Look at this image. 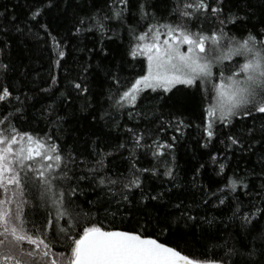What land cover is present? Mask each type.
<instances>
[{
	"label": "trees",
	"instance_id": "16d2710c",
	"mask_svg": "<svg viewBox=\"0 0 264 264\" xmlns=\"http://www.w3.org/2000/svg\"><path fill=\"white\" fill-rule=\"evenodd\" d=\"M138 2L131 0L130 10L124 16L126 23L117 19L103 21L108 31L102 33L87 18L98 9L111 15L107 0H51V5L43 0L42 14L35 20L29 13L34 6L41 5V0H0V12L4 13L0 16V49H3L0 61L9 66L0 74V85L8 86L12 92L7 100L0 101V117L8 115L22 131L54 134L65 150L83 153L89 161L98 159L91 155V146L95 143L105 153H111L104 157L101 174L113 177L128 174L133 161L139 169H149L140 174L143 191L149 197L161 194L158 200H141L140 190L133 189L129 196L131 203L120 206L110 200L106 190L82 181L85 194L77 202L84 212L94 213L91 222L125 230L143 227L162 241L199 255L206 251L209 236L219 237L239 229L240 220L233 218L238 203L243 211H249L253 205L264 209V132L261 131L264 116L234 118L231 127L218 124L216 136L209 140L198 126L203 123V105L202 94L196 87L177 85L163 97L146 90L141 93L134 111L131 107H113L109 95L114 89L109 77L115 75L127 83L141 74L144 66L140 63L143 57L138 55L133 59L128 55L132 40L129 26L143 31L148 22L140 19ZM144 3L157 19L175 21L169 15L173 0H144ZM250 3L258 4L259 0H250ZM236 4L237 0H225V14L234 10ZM252 11L256 13L254 18L238 20L235 25L230 23L229 29L237 35L253 29L254 25L258 29L257 21L264 17L258 8ZM81 18H85V24L76 31ZM42 24L48 25L47 31ZM199 24L205 29L211 27L204 21ZM60 49L64 50V57L56 55ZM54 61L59 62L58 66ZM53 75L55 82L51 79ZM73 82L86 85L87 91L76 89ZM16 107L22 111L16 113ZM49 108L52 111L46 112ZM129 111H133L131 118ZM161 114L165 117L164 132L158 131ZM173 115L184 120L180 132L175 131L176 121L168 126ZM125 125L151 133L142 143L151 144L159 135L161 142L166 140L173 147H165L163 154L155 157L151 150H133ZM248 128L254 129L252 134L247 132ZM230 134L243 143L228 147ZM172 136L176 137L175 141ZM122 143L123 148L119 147ZM130 151H134V156ZM153 167L157 170L155 173L151 172ZM168 170L171 176L164 175ZM79 174L80 170L76 169V175ZM233 180H242L247 187L242 184L233 187L230 183ZM88 201L96 203L90 205ZM179 202L182 210L196 219L185 223L182 218L172 223L168 233L161 234L158 225L179 216L173 207ZM41 214L39 210L36 219ZM89 219L82 216L81 225ZM260 222L264 224V217ZM56 250L63 251L58 246Z\"/></svg>",
	"mask_w": 264,
	"mask_h": 264
},
{
	"label": "snow or ice",
	"instance_id": "6c2138e0",
	"mask_svg": "<svg viewBox=\"0 0 264 264\" xmlns=\"http://www.w3.org/2000/svg\"><path fill=\"white\" fill-rule=\"evenodd\" d=\"M47 3L51 5V0ZM130 6L131 0H107L106 7L111 15L98 9L87 20L106 33L108 29L103 21L117 19L126 23L124 16ZM137 8L140 19L148 22L143 31L129 26L132 40L128 55L133 59L138 55L143 57L140 63L144 66L141 74L127 83H122L118 76L109 77L114 89L109 95L113 107H131L134 111L145 90L163 97L177 85L196 87L202 94L203 105V123L198 126L209 140L216 136L218 124L231 127L234 118L264 116V18L257 21L258 29L254 25L253 29H246L239 35L228 27L238 20L254 18L253 8H258L264 17V0L255 5L250 0H237L235 9L227 14L225 0H173L169 15L175 17L174 22L157 19L154 12L147 10L144 0H139ZM42 11L43 0L29 15L35 20ZM3 15L0 12V16ZM200 21L211 27L205 29ZM84 24L85 18H81L75 30L80 31ZM40 26L47 31V24ZM48 34L51 36L50 32ZM2 51L0 49V53ZM56 55L64 57L65 52L60 49ZM58 63L54 61V65L58 66ZM8 67L0 61V74ZM214 68L217 69L215 72ZM51 79L55 82V75ZM73 84L81 92L87 91L86 85ZM10 96L9 87L0 85V101ZM16 99L20 101L19 96ZM14 111L20 113L22 109L16 107ZM133 111L128 112L130 118ZM172 121L177 122L175 131H182L180 126L184 125V120L173 115L168 121L169 127ZM164 122V115H159V132L165 131ZM125 128L130 133L133 150H151L155 157L163 154L165 147H173L166 140L161 142L159 135L151 144L142 143L151 133L128 125ZM253 131V128L247 129L249 134ZM261 131L264 132V125ZM57 140L58 137L48 132L41 135L20 130L8 115L0 117V264H264V224L260 222L264 209L254 205L249 211H243L238 203L233 218L240 220L239 229L219 237L209 236L206 251L199 255L170 245L143 227L125 230L106 228L99 221L91 222L94 213L84 212L77 202L79 196L85 194L82 181H89L101 191L106 190L110 200L120 206L124 202L131 203L129 196L133 189L140 190L141 200H158L161 194L149 197L144 193L140 174L149 169H139L134 161L128 174L115 177L101 174L105 167L104 157L110 152L105 153L93 143L91 155L98 159L89 161L83 153L65 150ZM172 140L176 137L172 136ZM227 140L231 142L228 147L243 143L231 134ZM119 147L125 145L122 143ZM134 154L130 151V155ZM76 169L80 170L79 175H76ZM156 171L155 167L151 169L153 173ZM164 175L171 176L172 173L168 170ZM72 180L77 182L70 183ZM230 183L233 187L236 184L247 187L242 180ZM173 207L179 216L158 225L161 234L168 233L172 223L182 218L185 223L196 219L182 210V202ZM39 210L42 214L36 219ZM82 216L90 218L84 225L80 223ZM200 219L203 221L204 217ZM57 246L63 251H57Z\"/></svg>",
	"mask_w": 264,
	"mask_h": 264
},
{
	"label": "rangeland",
	"instance_id": "374dc122",
	"mask_svg": "<svg viewBox=\"0 0 264 264\" xmlns=\"http://www.w3.org/2000/svg\"><path fill=\"white\" fill-rule=\"evenodd\" d=\"M161 31H163V30H161ZM146 91V90H145Z\"/></svg>",
	"mask_w": 264,
	"mask_h": 264
}]
</instances>
